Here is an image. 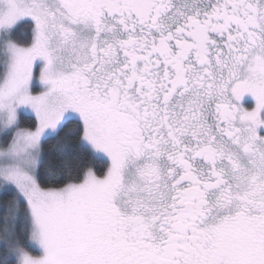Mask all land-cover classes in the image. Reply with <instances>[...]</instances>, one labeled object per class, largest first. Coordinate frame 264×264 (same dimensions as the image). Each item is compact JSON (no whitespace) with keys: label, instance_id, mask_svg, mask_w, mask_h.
<instances>
[{"label":"snow or ice","instance_id":"6c2138e0","mask_svg":"<svg viewBox=\"0 0 264 264\" xmlns=\"http://www.w3.org/2000/svg\"><path fill=\"white\" fill-rule=\"evenodd\" d=\"M0 264H264V0H0Z\"/></svg>","mask_w":264,"mask_h":264},{"label":"flooded vegetation","instance_id":"af4514ba","mask_svg":"<svg viewBox=\"0 0 264 264\" xmlns=\"http://www.w3.org/2000/svg\"><path fill=\"white\" fill-rule=\"evenodd\" d=\"M247 99V98H246Z\"/></svg>","mask_w":264,"mask_h":264}]
</instances>
